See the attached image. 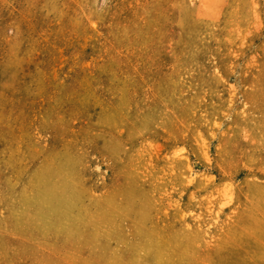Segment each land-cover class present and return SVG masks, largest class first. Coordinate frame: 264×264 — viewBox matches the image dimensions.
I'll use <instances>...</instances> for the list:
<instances>
[{
  "label": "rangeland",
  "instance_id": "374dc122",
  "mask_svg": "<svg viewBox=\"0 0 264 264\" xmlns=\"http://www.w3.org/2000/svg\"><path fill=\"white\" fill-rule=\"evenodd\" d=\"M263 214L264 0H0V264H264Z\"/></svg>",
  "mask_w": 264,
  "mask_h": 264
},
{
  "label": "bare ground",
  "instance_id": "6f19581e",
  "mask_svg": "<svg viewBox=\"0 0 264 264\" xmlns=\"http://www.w3.org/2000/svg\"><path fill=\"white\" fill-rule=\"evenodd\" d=\"M89 10H90V9H89ZM87 12H88V11H87ZM90 12H91V11H90ZM94 14H95V13H94ZM199 32H200V31H199ZM193 45H194V44H193ZM182 174H183V173H182ZM185 176H186V175H185ZM254 187H255V185H254ZM257 187L259 188V186H257ZM257 187H256V188H257ZM253 189H254V188H253ZM260 189H261V188H260ZM258 191H259V189H258ZM261 191H262V189H261ZM251 192H252V191H251ZM256 193H257V192H256ZM259 193H260V192H259ZM233 194H234V193H233ZM247 194H249V193H247ZM257 194H258V193H257ZM249 195L251 196V194H249ZM252 195H253V194H252ZM245 196H246V195H245ZM250 198H251V197H250ZM233 199H234V198H233ZM254 199H256V198H254ZM249 200H250V199H249ZM254 201H255V200H254ZM259 201H260V200H259ZM237 202H238V201H237ZM240 202H241V201H240ZM235 204H236V203H235ZM238 204H239V203H238ZM257 204H258V203H257ZM259 204H260V203H259ZM232 205H233V204H232ZM255 205H256V204L254 203V206H255ZM233 206H234V205H233ZM241 206H242V204H241ZM254 206H253V207H254ZM259 206H260V205H259ZM234 207L236 208V206H234ZM234 207H233V208H234ZM250 207H251V206H250ZM260 207H261V206H260ZM246 208H247V206H246ZM256 208H257V207H256ZM249 209H250V208H249ZM249 209H248V210H249ZM257 209H258V208H257ZM234 210H235V209H234ZM251 210H252V209H251ZM251 210H250V211H251ZM259 210H260V208H259ZM244 211H246V210H244ZM255 211H256V210H255ZM232 212H233V211H232ZM262 213H263V212H262ZM228 214H229V213H228ZM240 214H241V213H240ZM242 214H243V213H242ZM243 215H244V214H243ZM257 215H258V214H257ZM263 215H264V214H263ZM245 217H246V215H245ZM252 218H253V217H252ZM257 219H258V218H257ZM223 220H224V218H223ZM216 228H217V227H216ZM213 230H214V228H213ZM172 235H173V234H172ZM145 236H146V235H145ZM154 236H155V235H154ZM175 236H176V235H175ZM146 237H147V236H146ZM154 238H155V237H154ZM165 238H166V237H165ZM150 240H151V238H150ZM168 241H169V240H168ZM217 242H218V241H217ZM177 244H178V243H177ZM147 245H148V244H147ZM147 245H146V246H147ZM164 245H165V244H164ZM164 245H163V246H164ZM150 246H151V245H150ZM168 246H169V245H168ZM171 249H172V248H171ZM140 250H141V249H140ZM146 250H147V249H146ZM163 250H165V249H163ZM241 250H242V249H241ZM141 251H142V250H141ZM143 251H144V250H143ZM207 251H208V250H207ZM224 251H226V250H224ZM247 251H249V250H247ZM251 251H252V250H251ZM144 252H145V251H144ZM167 252H168V251H167ZM174 252H175V251H174ZM182 252H183V251H181L180 254H182ZM185 252H186V251H185ZM232 252H234V251H232ZM254 252H255V251H254ZM159 253L162 254L161 252H159ZM227 253H228V252H227ZM255 253H256V252H255ZM210 254H211V253H210ZM221 254H222V253H221ZM238 254H239V252H238ZM238 254H237V255H238ZM241 254H242V253H241ZM244 254H245V253H244ZM244 254H243V255H244ZM251 254H253V253H251ZM251 254H250V255H251ZM256 254H258V253H256ZM158 255H159V254H158ZM182 255H184V254H182ZM182 255H181V256H182ZM224 255H225V254H224ZM224 255H223V256H224ZM250 255H247V256H250ZM132 256H133V255H132ZM168 256H171V255H168ZM176 256L178 257L179 255H174V257H176ZM238 256H239V255H238ZM254 256H255V254H254ZM254 256H253V257H254ZM120 257H121V256H120ZM151 257H152V256H151ZM153 257H155V256H153ZM179 257H180V256H179ZM179 257H178V259H179ZM186 257H187V255H186ZM217 257H219V256H217ZM220 257H222V256L220 255ZM230 257H231V256H230ZM245 257H246V255H245ZM156 258H157V257H156ZM158 258H159V257H158ZM181 258H182V257H181ZM223 258H224V257H223ZM115 259H116V258H115ZM137 259H138V258H137ZM153 259H154V258H152V260H153ZM182 259H183V258H182ZM185 259H186V258H185ZM215 259H217V258H215ZM231 259H232V258H231ZM246 259H248V258H246ZM246 259H245V260H246ZM262 259H263V257H262ZM117 260H118V259H117ZM131 260L133 261V259H131ZM139 260H140V259H139ZM142 260H143V259H142ZM171 260H173V259H171ZM171 260H170V261H171ZM187 260H188V259H187ZM221 260H222V259H221ZM236 260H237V259H236ZM115 261H116V260H115ZM132 261H131V262H132ZM182 261H183V260H182ZM207 261H208V260H207ZM222 261H223V260H222ZM222 261H219V262H222ZM242 261H243V260H242ZM248 261H249V260H248ZM250 261H251V260H250ZM112 262H113V261H112ZM116 262H117V261H116ZM116 262H115V263H116ZM118 262H119V260H118ZM146 262H147V264H150V261L147 260V259H146ZM171 262H173V261H171ZM184 262H185V261H184ZM188 262H189V261H188ZM204 262H205V261H204ZM209 262H210V261H209ZM214 262H215V261H214ZM238 262H239V261H238ZM243 262H244V261H243ZM211 263H212V262H211ZM229 263H230V262H229ZM232 263H233V262H232ZM235 263H237V262H235ZM251 263H252V262H251ZM113 264H114V263H113ZM137 264H139V263H137ZM173 264H175V263L173 262ZM179 264H180V263H179ZM196 264H197V262H196ZM219 264H222V263H219ZM223 264H224V263H223ZM230 264H231V263H230ZM245 264H246V263H245ZM249 264H250V263H249Z\"/></svg>",
  "mask_w": 264,
  "mask_h": 264
}]
</instances>
